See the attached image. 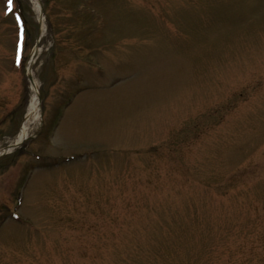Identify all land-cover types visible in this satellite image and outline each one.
Segmentation results:
<instances>
[{"label": "rangeland", "instance_id": "obj_1", "mask_svg": "<svg viewBox=\"0 0 264 264\" xmlns=\"http://www.w3.org/2000/svg\"><path fill=\"white\" fill-rule=\"evenodd\" d=\"M38 1L44 37L0 0V149L40 50L34 138L0 154V264L145 262L172 235L264 264V0Z\"/></svg>", "mask_w": 264, "mask_h": 264}, {"label": "trees", "instance_id": "obj_2", "mask_svg": "<svg viewBox=\"0 0 264 264\" xmlns=\"http://www.w3.org/2000/svg\"><path fill=\"white\" fill-rule=\"evenodd\" d=\"M261 211H264V205ZM253 230L255 229L253 228ZM251 240L255 241L257 248L264 251V233ZM156 242V245L154 243L155 247H151V250L148 251L145 262L142 260L131 262V259L126 264H232L229 255L232 251L243 247L242 244H238L241 242L236 237L231 236L219 237L216 243H208L203 236L199 235L165 236ZM197 248H202V251L199 253Z\"/></svg>", "mask_w": 264, "mask_h": 264}, {"label": "bare ground", "instance_id": "obj_3", "mask_svg": "<svg viewBox=\"0 0 264 264\" xmlns=\"http://www.w3.org/2000/svg\"><path fill=\"white\" fill-rule=\"evenodd\" d=\"M31 4L33 5V8L35 12L37 13L40 29H39V35L40 37H44L46 31H45V22L43 19V16L39 13V1L38 0H30ZM40 50L36 51V54ZM35 58V55H33ZM34 58H31L30 65L32 64ZM28 71V70H27ZM29 77H31V80H28V89H29V99L26 107V114H25V120L22 122L19 132L17 133L16 137L13 139V141L8 144L4 149H0L1 153H10L13 152L16 148H18L20 143L26 140L30 134V129L36 124V122L39 120V114H40V108H39V99H38V89L39 85L34 80L32 72L28 71ZM6 148V150H5Z\"/></svg>", "mask_w": 264, "mask_h": 264}]
</instances>
